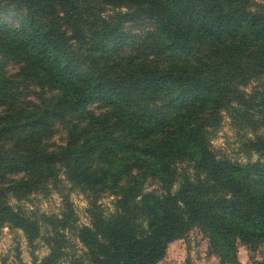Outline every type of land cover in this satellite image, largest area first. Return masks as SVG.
<instances>
[{
	"label": "trees",
	"instance_id": "16d2710c",
	"mask_svg": "<svg viewBox=\"0 0 264 264\" xmlns=\"http://www.w3.org/2000/svg\"><path fill=\"white\" fill-rule=\"evenodd\" d=\"M0 1L18 8L13 21L0 18V54L20 63L24 81L59 91L38 105L0 111V223L32 240L36 228L7 197L35 189L61 165L72 182L116 195L113 212L93 213L91 226L78 230L90 264H157L167 244L196 225L221 263L243 264L238 239L260 241L263 256L250 264H264V161L240 165L218 156L207 132L232 100L262 104L264 119V15L250 0ZM137 18L154 26L141 60L124 54L122 24ZM196 45L208 49L206 57L176 61ZM151 54L176 59L154 64ZM252 77L262 89L247 99L232 84ZM10 87L0 83L1 102L12 98ZM94 99L108 109L87 110ZM234 109L253 120L249 109ZM61 121L69 122L67 138L52 147L45 140ZM248 144L264 155V132ZM146 178L161 192L144 190ZM68 213L53 226H64ZM58 232L32 264H54L64 254Z\"/></svg>",
	"mask_w": 264,
	"mask_h": 264
},
{
	"label": "rangeland",
	"instance_id": "374dc122",
	"mask_svg": "<svg viewBox=\"0 0 264 264\" xmlns=\"http://www.w3.org/2000/svg\"><path fill=\"white\" fill-rule=\"evenodd\" d=\"M1 2V1H0ZM2 4V3H1ZM103 14L112 15L114 9L111 5H102ZM250 9L264 15V0H250ZM123 9V8H122ZM18 8L13 4H2L0 7V18L5 20H14ZM108 18V17H106ZM122 27L128 34L126 51L124 54H137L138 50L146 49L150 40L154 37V26L150 20L137 18L123 22ZM63 28H65L63 26ZM69 34V30H67ZM73 41V40H72ZM208 54V49L202 45H196L189 52L187 59L180 60L174 58L172 54H151L148 59L153 63L165 65L171 59L181 62H193L195 58H201ZM146 54L139 53L136 58L142 59ZM135 58V59H136ZM134 60V59H133ZM130 61L131 63L133 62ZM0 83L6 81L11 85L12 98L0 101V111H3L9 105H38L41 100L54 99L59 91L47 86H42L35 82L24 81L23 75L19 72L20 63L12 61L0 54ZM131 66V65H130ZM11 83H9V82ZM243 93L248 99L249 94L256 96L257 90L262 89V85L257 78H250L245 84L235 82L232 84ZM248 106L237 104L234 100L228 106L221 108L217 112V121L214 126L207 129L209 142L214 152L231 162L245 165L256 161H264V155L252 150L248 141L255 138V134L264 132V119L260 109L262 104ZM233 105V106H230ZM108 106L102 101L92 100L86 109L98 114L107 110ZM234 108H240L241 111H247L253 120H247L243 116L236 115ZM69 118V117H68ZM71 118V117H70ZM68 123L56 122L52 128V133L46 138L50 146H60L64 143ZM83 126V123H78ZM187 166V163H183ZM57 174L55 177H49L35 189L25 193L7 197V202L11 208L32 223L36 228L34 237L29 240L27 233L22 229L15 227L8 222L0 223V264H32L39 262L50 251L49 239L56 237L55 230H58L60 236L58 240L64 247L58 261L54 264H90L86 247L81 243L78 230L83 226H91L94 216L93 213H102L108 215L114 211V202L116 195L108 189L92 190L84 185L72 182L65 174L64 168L57 165ZM20 174L8 176L2 183L6 184L20 177ZM143 188L146 191H152L156 194L161 192L159 183L154 178H146L143 182ZM177 184L172 188L176 190ZM69 212V213H68ZM68 213V218L64 219V226H53L56 218H62ZM237 257L243 264H250L252 259H260L263 256L261 242L245 244L237 239ZM157 264H223L220 258L212 253L209 247V241L204 231L196 225L192 227L183 236L170 241L165 249L164 256Z\"/></svg>",
	"mask_w": 264,
	"mask_h": 264
}]
</instances>
